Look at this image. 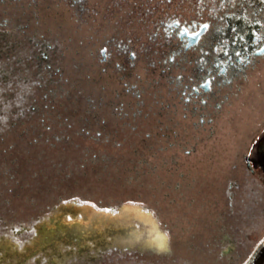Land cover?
<instances>
[{"label": "flooded vegetation", "instance_id": "af4514ba", "mask_svg": "<svg viewBox=\"0 0 264 264\" xmlns=\"http://www.w3.org/2000/svg\"><path fill=\"white\" fill-rule=\"evenodd\" d=\"M261 71L264 0H0V264H249L211 215L264 232V102L219 132Z\"/></svg>", "mask_w": 264, "mask_h": 264}, {"label": "rangeland", "instance_id": "374dc122", "mask_svg": "<svg viewBox=\"0 0 264 264\" xmlns=\"http://www.w3.org/2000/svg\"><path fill=\"white\" fill-rule=\"evenodd\" d=\"M260 77H263V79H264V71L263 72L261 71L258 77H254V80L252 81V86L249 85V86L245 87V89H242V91L240 92L241 94L239 93V95L237 97L238 100H234V102L232 104V107H233L232 110L233 111H231V114L230 113L227 114L229 116L225 119V121L222 122L223 127L221 126V129L219 130V132L223 131L225 133L226 132L228 133L229 127H231L233 129L235 126H241L242 122L246 121L245 120L246 117L244 118L241 114L243 112V110H246L245 112H249V114H251V112H253L254 105L258 103L259 99H261L260 103L264 102V80L260 84L259 83ZM250 91H251L252 95H244ZM241 95H242V97H240ZM247 100H248V102L246 103L245 101H247ZM232 129H230V130H232ZM219 136H221L223 138L226 137L225 135H222V134H219ZM204 163H208V162H204ZM210 163H213L212 165L215 166V173L223 174L225 169H227V163H225V162H210ZM230 163H231L230 170L233 172V174H236L239 171V169H241V165L244 162H230ZM184 169L185 170L188 169V166H187V168H184ZM190 169L192 170V167H190ZM184 173H186V171H184ZM215 173H214V175H215ZM221 179L223 180V178H221ZM231 180H232L231 189H232V191H234V188H235V187H233V185L235 186L234 177H232ZM214 182H215V184L221 183L220 182V175L215 176ZM236 182L239 185L241 181L239 179ZM248 182H251V181L248 180ZM247 183L246 182L243 183V186L246 187L248 185V190H249L250 183H248V184ZM235 190L240 191V189L238 187ZM234 196L235 197H232V212H231V215L229 214L231 216L229 223L227 221H225V216L223 217L224 212L222 210L225 207H224V205H221V204H223L222 201L219 199L218 196L213 197L218 202V206L216 207L215 210L213 209V211L215 213H212L211 216L216 217V220H215L216 223L222 224L220 230L214 229L215 234L218 233L219 237H221V238L223 237L224 234H226V235H230V239H234V240H245V239L248 240L249 239V241H251V239H254L253 234L258 235V237L264 236V232L259 234L256 232L255 229L250 228V226L252 224H253L252 226H255V223L258 221L256 218L259 216V214H258L259 211H257V209H256V204L254 203L253 206H248L247 208L240 210L239 205L235 204L236 201L237 202L240 201V198H238L239 195L236 194ZM253 200L256 202V198H254ZM224 202H226V198H225ZM207 203L208 202H206V204ZM262 205L264 207V200L261 202V204H260V206H258V208L260 207V209H261ZM218 212H221L220 216H221V218L223 217L224 220H222V221L220 220V218L218 217V214H217ZM260 213L264 216V214H263L264 208H263V213L262 212H260ZM184 217H186V218H184L182 220V222H186L187 218L193 219L191 215L190 216H184ZM224 226H226L227 228L224 229ZM184 228H186V225ZM182 232H183V234H186V237H187V233H189L190 231L188 229H184ZM246 237H248V238H246ZM249 241H248L247 251H246V255H247L246 260L251 257V255H252L251 251L254 249L253 243L249 242ZM187 255H188L187 258H188V261L190 262V264H196L195 263L196 261H194V259L192 257L194 255V253H189ZM243 258H244V256H243ZM249 264H264V247H263L261 253L259 254V256L256 257L255 259H253Z\"/></svg>", "mask_w": 264, "mask_h": 264}]
</instances>
